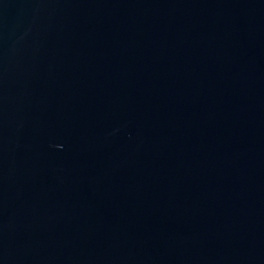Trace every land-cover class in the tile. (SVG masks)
I'll list each match as a JSON object with an SVG mask.
<instances>
[{
	"label": "water",
	"instance_id": "1",
	"mask_svg": "<svg viewBox=\"0 0 264 264\" xmlns=\"http://www.w3.org/2000/svg\"><path fill=\"white\" fill-rule=\"evenodd\" d=\"M0 264H264V0H0Z\"/></svg>",
	"mask_w": 264,
	"mask_h": 264
}]
</instances>
